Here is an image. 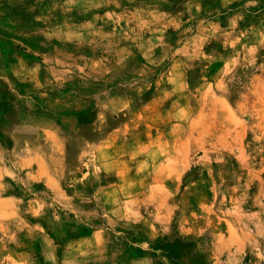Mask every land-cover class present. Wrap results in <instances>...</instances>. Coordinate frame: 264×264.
<instances>
[{"label":"rangeland","instance_id":"374dc122","mask_svg":"<svg viewBox=\"0 0 264 264\" xmlns=\"http://www.w3.org/2000/svg\"><path fill=\"white\" fill-rule=\"evenodd\" d=\"M0 5V88L28 45L110 73L60 139L0 95V264H264V0Z\"/></svg>","mask_w":264,"mask_h":264},{"label":"crops","instance_id":"0c3cea01","mask_svg":"<svg viewBox=\"0 0 264 264\" xmlns=\"http://www.w3.org/2000/svg\"><path fill=\"white\" fill-rule=\"evenodd\" d=\"M1 8L4 7L0 5ZM85 21H90L93 25L89 31L85 30L84 39L87 40L89 37L92 38V34L97 31L99 21L95 18L94 12L86 17ZM65 23L62 19L57 23H43L42 36L50 42L66 43L74 38L78 40L80 33L74 30L72 33L64 31ZM27 47H29L27 50H22L20 53L13 51V56H16L14 64H5V67L10 68L13 72L9 77L12 80L10 87L7 85L5 88H0V95L5 97L4 106L2 105L1 108L7 112L10 111V113L41 116L45 122L42 129L46 138L60 139L57 124L71 121L77 129H80L83 123L82 117L88 114L96 103L93 98V90L100 87L98 86L100 82H106L110 73L103 74L106 79L99 78L95 74L97 69L93 66L89 71L81 62L63 60L61 57L54 59L55 56L50 47L43 50L29 45ZM4 52V43L0 38V57L2 55L5 57ZM15 64L18 65L19 71L21 70L18 73H16L17 70L14 71ZM82 80L91 83L90 87L82 84ZM0 81L3 80L0 79ZM108 88L109 86H106L103 90ZM56 91H60L61 94L55 93V95ZM10 120L13 121V118L11 117ZM51 122L55 124H51ZM22 124L20 121L12 127H19ZM32 160L30 157L21 159L19 166L27 167ZM150 262L148 256H142L134 258L132 264H151Z\"/></svg>","mask_w":264,"mask_h":264},{"label":"trees","instance_id":"16d2710c","mask_svg":"<svg viewBox=\"0 0 264 264\" xmlns=\"http://www.w3.org/2000/svg\"><path fill=\"white\" fill-rule=\"evenodd\" d=\"M167 239V238H166ZM171 245L173 248H178V246L180 245H189L188 243L184 244V241L182 239H177L176 241H172ZM172 254H170V256L168 257L169 260L172 261L173 264H175V259H177L179 257L178 255V251H176L175 249H171Z\"/></svg>","mask_w":264,"mask_h":264}]
</instances>
